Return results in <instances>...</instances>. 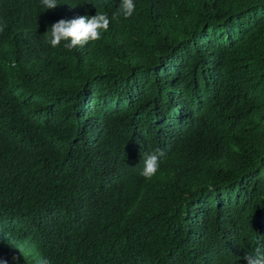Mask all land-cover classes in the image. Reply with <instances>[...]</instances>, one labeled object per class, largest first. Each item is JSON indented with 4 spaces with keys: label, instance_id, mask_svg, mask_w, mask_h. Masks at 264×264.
<instances>
[{
    "label": "trees",
    "instance_id": "obj_1",
    "mask_svg": "<svg viewBox=\"0 0 264 264\" xmlns=\"http://www.w3.org/2000/svg\"><path fill=\"white\" fill-rule=\"evenodd\" d=\"M57 2L0 0V259L264 252V0H134L117 20L120 0ZM101 11L100 40L46 42L59 19Z\"/></svg>",
    "mask_w": 264,
    "mask_h": 264
},
{
    "label": "clouds",
    "instance_id": "obj_2",
    "mask_svg": "<svg viewBox=\"0 0 264 264\" xmlns=\"http://www.w3.org/2000/svg\"><path fill=\"white\" fill-rule=\"evenodd\" d=\"M43 10L54 9L57 0H40ZM136 9L134 0H120L119 8L112 14L111 20H117L121 16L125 19L131 17ZM109 15L106 12H96L93 16L80 15L76 18L65 20L59 19L50 26V33L46 36V42L52 47H58L64 42V48L72 50L76 47H84L91 41H98L102 33L107 32L111 23ZM5 25H0V31H3ZM15 63L11 67H15ZM162 150L155 149L146 155L141 175L150 180L156 175L160 168V157ZM24 248V247H23ZM27 257V264H48L46 259H40L38 255L30 253L28 250L22 251ZM15 259V257H14ZM246 264H264V252L260 248L255 250V254L244 256ZM0 264H7L6 260L0 259Z\"/></svg>",
    "mask_w": 264,
    "mask_h": 264
}]
</instances>
